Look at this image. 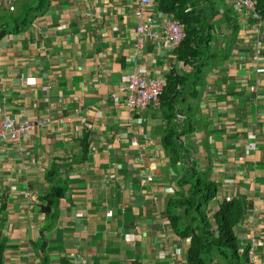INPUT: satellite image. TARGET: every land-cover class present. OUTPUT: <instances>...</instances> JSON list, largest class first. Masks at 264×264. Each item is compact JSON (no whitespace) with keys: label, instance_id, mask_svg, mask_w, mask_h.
<instances>
[{"label":"crops","instance_id":"obj_1","mask_svg":"<svg viewBox=\"0 0 264 264\" xmlns=\"http://www.w3.org/2000/svg\"><path fill=\"white\" fill-rule=\"evenodd\" d=\"M22 1L0 0V10L17 17ZM223 1L232 14L219 8L208 18L213 41L203 49L198 85L180 96L179 124L196 110L181 142L187 160L217 185L213 211L231 199L251 205L235 228L239 256L256 238L264 264V17L256 31L234 0ZM137 5L52 0L25 31L0 32L1 114L49 121L25 142L0 143L3 264H171L176 249V263L187 264L189 240L165 215L183 175L162 145L167 118L153 106L130 113L120 89L135 63L165 82L172 69L184 76L190 68L148 41L136 51ZM149 15L178 21L157 0Z\"/></svg>","mask_w":264,"mask_h":264},{"label":"trees","instance_id":"obj_2","mask_svg":"<svg viewBox=\"0 0 264 264\" xmlns=\"http://www.w3.org/2000/svg\"><path fill=\"white\" fill-rule=\"evenodd\" d=\"M51 1L24 0L17 6L20 12L17 17L9 18L8 13L0 10V21L8 17L12 18L13 23L12 26L5 27L0 23V32L3 34L7 29L14 33L25 31L35 18L48 9ZM157 8L174 16L184 26L186 36L176 49L175 56L178 62L190 68L184 76H178L177 70L172 69L160 96L159 109L168 121L162 145L170 157L171 167L174 169L179 165L183 171L177 182L179 192L168 202L165 210L168 224L177 237L189 240L187 264H212L214 261L222 263L223 260L226 264H247V250L242 257L239 256L235 228L244 220L251 205L243 198L231 199L219 204L218 210H212L217 185L210 180L209 170L198 172L187 160L188 156L181 142V137L192 132L190 121L196 110L188 109L187 124H179L177 121V115L183 116L182 112L177 111L182 91L189 88L187 86L191 85L194 89L198 85L197 77L202 72L199 61L205 56L203 49L205 50L207 42L213 41L209 32L204 31L208 27L207 20L214 12L218 13L219 8L224 15H231V10L223 0H157ZM257 9L264 17V0L257 1ZM23 10L24 15L20 17ZM200 36V40H197ZM178 86L179 92L176 89ZM53 176L54 174L50 175ZM49 197L54 196L51 194ZM56 201L57 198H53L50 203L54 205ZM5 250L0 234V264H3Z\"/></svg>","mask_w":264,"mask_h":264},{"label":"built area","instance_id":"obj_3","mask_svg":"<svg viewBox=\"0 0 264 264\" xmlns=\"http://www.w3.org/2000/svg\"><path fill=\"white\" fill-rule=\"evenodd\" d=\"M258 0H234L236 9L242 11L249 19L255 23V30L262 25V16L257 9ZM153 5V0H138V5L134 10V16L138 23L135 27V49L141 51L144 44L148 41L157 47H162L172 52L179 48L185 39V30L181 23L176 20L163 19L155 20L149 11ZM4 8H8L7 2H3ZM260 38V36H259ZM261 48L256 50L255 61L258 60V54ZM165 81L163 79H151L147 71L137 64L128 75V81L122 86L120 92L124 94V103L130 113H138L147 107L158 108L160 105V96L163 92ZM255 91V88H251ZM114 100L116 93L111 95ZM183 117L177 115V121L181 123ZM49 125L47 119L16 120L4 117L0 112V143L3 145H17L25 142L33 132ZM136 146V142L131 143ZM147 182H152L151 177L146 178ZM250 246L247 248V264H261L257 256L258 239H251ZM181 255L180 249L171 253V264H177Z\"/></svg>","mask_w":264,"mask_h":264}]
</instances>
